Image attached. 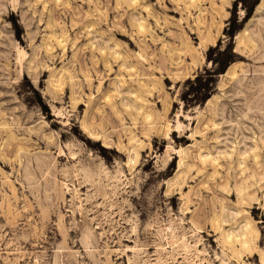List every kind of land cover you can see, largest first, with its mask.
<instances>
[{"label":"rangeland","instance_id":"374dc122","mask_svg":"<svg viewBox=\"0 0 264 264\" xmlns=\"http://www.w3.org/2000/svg\"><path fill=\"white\" fill-rule=\"evenodd\" d=\"M263 2L0 0V264H260Z\"/></svg>","mask_w":264,"mask_h":264},{"label":"bare ground","instance_id":"6f19581e","mask_svg":"<svg viewBox=\"0 0 264 264\" xmlns=\"http://www.w3.org/2000/svg\"><path fill=\"white\" fill-rule=\"evenodd\" d=\"M263 4H264V2H263ZM262 4V5H263ZM264 7V6H263ZM258 102V101H257ZM256 103V102H255ZM262 104V103H261ZM254 106V104L252 105V107ZM258 107H260V106H258ZM253 109V108H252ZM255 109H258L257 107L255 108ZM255 109H253V111L255 110ZM259 110V109H258ZM251 111V110H250ZM257 111V110H256ZM251 113H252V111H251ZM255 113V112H254ZM257 113V112H256ZM149 114V115H148ZM250 114V113H249ZM253 115H255V114H253ZM252 117V116H251ZM263 116H261V118H262ZM149 118H151V114L150 113H147V116L145 117V120H148ZM254 119V118H253ZM253 119H251V121L253 120ZM255 121V120H254ZM253 122V121H252ZM257 121H255V123H256ZM264 124V123H263ZM87 130V129H86ZM88 133V132H87ZM93 133V132H92ZM90 136H89V142L91 143V144H94L97 140H98V136L96 137L95 135H93V134H91V133H88ZM41 144H43V143H41ZM12 146V145H11ZM108 146V145H107ZM263 148H264V143H263ZM259 151H260V145L258 144V141H255L254 142V149H253V160H252V162H253V164H252V168H250V169H254V170H252V171H254V173H253V177H255L256 178V180L255 181H253V182H249V180H246L247 182L246 183H243L244 185H240V187H239V190H238V193L236 194L237 195V198L242 202V203H244L243 201L246 199V198H248V196H250V193L251 192H253V191H255V192H253V194L255 193L256 194V189H257V185H261V183L262 182H264V174H262V175H260V177L259 178H257V175L258 174H260V172H259V169H260V162H259ZM229 157H232V156H229ZM248 158V157H247ZM241 159V158H240ZM243 159V158H242ZM44 162V161H43ZM241 163V162H240ZM244 163V162H243ZM242 165V164H241ZM242 168V167H241ZM243 171H244V169H243ZM243 173V172H242ZM263 173V172H262ZM245 174V173H244ZM243 174V175H244ZM30 175V174H29ZM238 175V174H237ZM242 175V174H241ZM252 177V176H251ZM252 179V178H251ZM45 182V181H44ZM51 182V181H50ZM239 182V180H238V177H235V183H236V185L238 186V183ZM260 185H259V188H260ZM262 187V186H261ZM236 188V187H235ZM237 190V189H236ZM225 191H227V194H231V190L229 189V190H227V188H226V190ZM238 200V201H239ZM253 200V199H252ZM256 200V198H255V196H254V201ZM222 219V218H221ZM222 222V221H221ZM223 224H225L224 222H223ZM221 225V224H220ZM240 225V224H239ZM241 227V226H240ZM244 229V228H243ZM241 233L240 234H237V235H230V236H227L226 238V240H227V243L229 244V245H231L232 246V248L234 247V244L235 243H238L239 244V249H238V251H237V257H241V256H243L244 254H246V253H253L254 252V247H253V245H254V240H255V236H254V230H253V227H251V226H249V224H247V227H246V229L245 230H242L241 229ZM233 233V232H232ZM229 234H231V233H229ZM225 239V238H224ZM226 245V244H225ZM236 245V244H235ZM236 248V247H235ZM235 252V251H234ZM241 260V259H240ZM259 260H260V264H264V250L263 251H261L260 252V255H259Z\"/></svg>","mask_w":264,"mask_h":264},{"label":"trees","instance_id":"16d2710c","mask_svg":"<svg viewBox=\"0 0 264 264\" xmlns=\"http://www.w3.org/2000/svg\"><path fill=\"white\" fill-rule=\"evenodd\" d=\"M218 73H220L221 71H217Z\"/></svg>","mask_w":264,"mask_h":264}]
</instances>
